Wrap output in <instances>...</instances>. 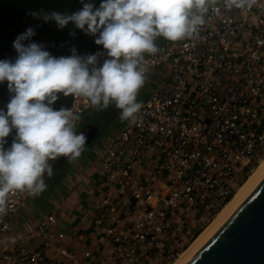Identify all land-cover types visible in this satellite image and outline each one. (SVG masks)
I'll use <instances>...</instances> for the list:
<instances>
[{
  "label": "built area",
  "instance_id": "obj_1",
  "mask_svg": "<svg viewBox=\"0 0 264 264\" xmlns=\"http://www.w3.org/2000/svg\"><path fill=\"white\" fill-rule=\"evenodd\" d=\"M204 21L144 54L150 92L95 168L108 193L91 204L84 247L55 248L67 233L58 212L21 224L30 193L13 191L0 264H170L232 198L264 157V0H215ZM68 108L78 127L93 109L81 97Z\"/></svg>",
  "mask_w": 264,
  "mask_h": 264
},
{
  "label": "clouds",
  "instance_id": "obj_2",
  "mask_svg": "<svg viewBox=\"0 0 264 264\" xmlns=\"http://www.w3.org/2000/svg\"><path fill=\"white\" fill-rule=\"evenodd\" d=\"M213 0H102L99 7L81 0L72 13L32 12L58 28L71 22L95 38L106 50L100 53L54 56L42 43L32 40L29 27L13 41L17 55L0 60V82L7 81L10 100L0 109V214L6 212L8 194L27 190L38 196L51 178L49 161L64 156L77 160L87 137L78 132L79 114L70 108L54 109L59 94L87 98L97 111L115 105L121 120L136 119L142 108L137 101L146 80L145 53L158 51L156 40L177 41L194 36ZM255 0H229L230 5L251 7ZM99 33V35H97ZM27 41V43H25ZM15 129L11 146L5 138Z\"/></svg>",
  "mask_w": 264,
  "mask_h": 264
},
{
  "label": "water",
  "instance_id": "obj_3",
  "mask_svg": "<svg viewBox=\"0 0 264 264\" xmlns=\"http://www.w3.org/2000/svg\"><path fill=\"white\" fill-rule=\"evenodd\" d=\"M84 2L99 7L102 0ZM82 6L81 0H0V60L16 57L13 41L29 27L35 30L32 40L42 43L54 56L71 55L73 48L79 55L102 54L103 46L95 43L96 37L86 34L71 22L61 29L54 21L44 22L31 15L41 10L72 13ZM11 95L7 81L0 82V109L7 111ZM73 97L59 94L54 109L68 108ZM14 136L15 129L5 138L4 147L12 142ZM86 137L87 147L95 136ZM67 161L61 156L57 166L62 167ZM187 264H264V178Z\"/></svg>",
  "mask_w": 264,
  "mask_h": 264
},
{
  "label": "crops",
  "instance_id": "obj_4",
  "mask_svg": "<svg viewBox=\"0 0 264 264\" xmlns=\"http://www.w3.org/2000/svg\"><path fill=\"white\" fill-rule=\"evenodd\" d=\"M153 82L155 83L156 80L154 79ZM149 92L150 89H147L146 93ZM111 106L116 108L115 105ZM94 110L96 109L93 108L89 114H86L93 120L96 117ZM100 131L101 133L96 137L99 138L98 141L91 144L88 154L79 157L74 162H69V165L67 161L62 168L57 166L58 173L54 172L47 190L38 196L29 194L22 207L21 224H32L49 213L58 212L60 214L61 226L67 233L64 239L55 246L56 249L76 248L80 251L84 247L83 240L78 237H81L79 233L83 228L86 229L92 220L91 204L108 193L107 188H104L101 183L100 176L95 172V168L118 132L106 137L102 134V130ZM44 179L47 180L46 174ZM49 186L52 188L50 189ZM86 238L87 241H84L87 243L95 242L94 239H96L92 233H88Z\"/></svg>",
  "mask_w": 264,
  "mask_h": 264
},
{
  "label": "bare ground",
  "instance_id": "obj_5",
  "mask_svg": "<svg viewBox=\"0 0 264 264\" xmlns=\"http://www.w3.org/2000/svg\"><path fill=\"white\" fill-rule=\"evenodd\" d=\"M262 160V161H261ZM252 170L247 179L241 184L234 196L218 211L212 221L194 238L191 244L180 253L171 264H187L198 251L214 236L242 202L264 178V158Z\"/></svg>",
  "mask_w": 264,
  "mask_h": 264
},
{
  "label": "rangeland",
  "instance_id": "obj_6",
  "mask_svg": "<svg viewBox=\"0 0 264 264\" xmlns=\"http://www.w3.org/2000/svg\"><path fill=\"white\" fill-rule=\"evenodd\" d=\"M164 37H159V38H157V40H156V42H160L162 39H163ZM158 75L156 74L155 76H154V78H152L151 80H152V84L154 83L153 82V80L155 79L156 81H157V77ZM149 86V84H146L140 91H139V95L137 96V100H138V102H140V101H142V100H145V96H147L148 94L146 93L147 92V89L149 90L150 88L148 87ZM155 85H152V87H154ZM145 94H147V95H145ZM119 109H116V108H114L113 106H110L108 109H106V110H103V111H96V110H94V112H95V115H96V117L97 116H99V115H102V116H104L103 117V119H102V121H100V122H102V126H103V128H102V134L103 135H105L106 137L107 136H111L113 133H115V132H118L119 133V131L125 126V124L129 121V120H121L120 118H119ZM90 113V112H89ZM88 113V114H89ZM85 118V119H84ZM83 119L85 120V121H91L92 120V118H90L88 115H85L84 117H83ZM97 139H99V138H95V140H97ZM98 141V140H97ZM91 146H89V147H87L86 149H85V151L81 154V156L80 157H82L83 155H86V154H88V152H89V148H90ZM264 158V157H263ZM262 158V159H263ZM262 161V160H261ZM260 161V162H261ZM259 162V163H260ZM258 163V164H259ZM257 164V165H258ZM67 165H69V161H68V164ZM256 165V166H257ZM255 166V167H256ZM251 173V172H250ZM249 176V175H248ZM247 179V178H246ZM245 179V180H246ZM50 181H51V179L49 178V179H47V180H45V183L47 184V185H49V183H50ZM50 187V189L52 188V186H49ZM234 196V195H233ZM232 196V197H233ZM39 205V204H38ZM217 215V214H216ZM215 215V216H216ZM214 219V218H213ZM212 219V220H213ZM211 220V221H212ZM207 226V225H206ZM205 226V227H206ZM204 227V228H205ZM203 228V229H204ZM202 229V230H203ZM201 230V231H202ZM200 231V232H201ZM199 232V233H200ZM191 244V243H190ZM189 244V245H190ZM188 245V246H189ZM185 250V249H184ZM183 250V251H184ZM174 262V261H173ZM172 262V263H173ZM171 264V263H170Z\"/></svg>",
  "mask_w": 264,
  "mask_h": 264
},
{
  "label": "flooded vegetation",
  "instance_id": "obj_7",
  "mask_svg": "<svg viewBox=\"0 0 264 264\" xmlns=\"http://www.w3.org/2000/svg\"><path fill=\"white\" fill-rule=\"evenodd\" d=\"M103 117L104 116L99 115V116L95 117L94 120L93 119L91 121H85L84 120V122L81 123L80 126L78 127L77 131L84 133L89 138L91 137V135H94L96 138L98 136V134L101 133L100 130H102V128H103L102 122H100V121H102ZM95 138L92 139V142L87 147L91 146V144L96 141ZM59 158H57L55 161L49 162L53 167V174H54V172L58 173V168L56 166H57ZM59 168H62V167H59ZM46 179H49V177L47 178V175H46ZM50 179H52V177Z\"/></svg>",
  "mask_w": 264,
  "mask_h": 264
}]
</instances>
